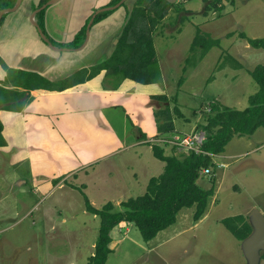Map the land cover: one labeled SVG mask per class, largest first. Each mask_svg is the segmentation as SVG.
Listing matches in <instances>:
<instances>
[{"label": "rangeland", "instance_id": "374dc122", "mask_svg": "<svg viewBox=\"0 0 264 264\" xmlns=\"http://www.w3.org/2000/svg\"><path fill=\"white\" fill-rule=\"evenodd\" d=\"M185 1H172L177 7L153 36L167 77L163 85L166 101L159 102V108L168 105L182 113V117L174 116L173 133L179 134L199 130L213 101L235 109L247 107L249 96L258 90L250 71L264 63V49L253 48L240 36L264 35V0ZM187 8L191 11L185 12ZM197 29L206 39H218L219 44L205 53L200 45L191 51ZM119 79L116 76L110 83ZM149 143L168 146L161 147L165 155L182 153L157 141ZM13 147L7 152L0 149V264H86L100 220L86 210L85 198L101 208L118 197L142 195L146 177H157L164 170V162L147 153V167L141 171L137 187H127L121 178H132L129 174L117 176L109 170L106 176L100 175L105 166L113 165L111 161L90 166L82 164L83 158L73 175L71 170L59 173L55 162L48 166L33 163L30 168L20 160L22 163L12 165L13 154L21 149L17 143ZM221 154L224 158L209 154L213 157L209 156L211 163L205 167L209 174L204 173L205 168L199 171L198 186H214L199 220H193L194 207L182 208L175 223L149 241L129 223L111 233L114 243L105 264H247L241 241L224 227L222 219L241 214L250 223L253 208L264 215V127L249 136H233ZM63 161L59 159V163ZM74 161H70L73 166ZM214 161L224 167H217ZM120 203L112 202L115 211L121 210ZM263 255L261 252L259 264H264Z\"/></svg>", "mask_w": 264, "mask_h": 264}, {"label": "crops", "instance_id": "0c3cea01", "mask_svg": "<svg viewBox=\"0 0 264 264\" xmlns=\"http://www.w3.org/2000/svg\"><path fill=\"white\" fill-rule=\"evenodd\" d=\"M110 1L57 0L44 8L40 18L37 16L38 11L34 16L35 21L42 25L41 30L59 50L50 47L31 22L32 12L40 7H37L39 0H21L19 8L4 14L0 24V58L10 68L39 74L53 83L102 62L114 50L127 12L137 0H124L107 17L93 24L87 43L81 50L76 51V47L68 44L86 21ZM172 1L177 0H169ZM190 11L187 8L185 12ZM171 15L169 11L162 21ZM162 21L157 25L155 33ZM154 47L161 74L159 80L153 83L142 84L124 78L119 79L115 86L116 83H110L115 77L105 76L106 71L101 70L88 80L72 83L62 89L58 84L50 90H25L18 87L31 100L20 111L0 110L1 134L5 140V145L0 146V149L7 152L13 148V151V145L17 143L21 149L18 148L20 153L17 149L13 154L15 160L12 165L22 163L20 160L30 164V168L33 163L41 162L48 166V162H55L59 166V173L67 170H71L70 174L74 173L83 158L82 164L86 162L90 166L98 161H111L113 165L105 166L100 175L106 176L109 170H113L117 176L129 174L132 178L122 177L121 180L127 187L136 186L141 171L147 167V153L153 155L149 142L160 137L154 117L160 101L152 96L167 95L163 86L167 77L160 66L162 56L158 53L155 40ZM5 75L0 64V84ZM2 85L14 88L11 84ZM112 129L117 130L119 135ZM193 129L195 127L189 131ZM161 147L164 150L169 148ZM216 156L224 158L221 153ZM58 158L64 161L59 163ZM73 159L76 160L75 166L70 162ZM149 177H146L147 181ZM126 198L127 195L111 202L118 204ZM126 225L129 222H121L111 231L112 235Z\"/></svg>", "mask_w": 264, "mask_h": 264}, {"label": "trees", "instance_id": "16d2710c", "mask_svg": "<svg viewBox=\"0 0 264 264\" xmlns=\"http://www.w3.org/2000/svg\"><path fill=\"white\" fill-rule=\"evenodd\" d=\"M47 1L39 0L37 7ZM119 1L111 0L106 6H112ZM15 2L16 0H0V9L10 8ZM175 6L177 7L176 4L167 0H137L132 9L127 12L126 21L120 30L111 55L102 62L90 68L80 69L69 78L56 83L36 73L10 68L0 58V64L6 72L2 84H11L14 87L9 89L0 84V110L20 111L31 100V97L29 95L25 97V91L18 90V87L25 90L36 88L50 90L58 84L62 89L72 83L77 84L88 80L101 70L106 71L105 76H120V79L129 78L142 84L158 81L161 72L153 36L157 25ZM44 10L39 11L37 15L39 18ZM112 12L113 10H107L97 13L92 25ZM3 18L4 15L0 24ZM88 21L68 46L78 47L82 43ZM40 27L43 30L42 25ZM240 36L245 38L253 48L264 49V35L258 38H249L242 33ZM218 44V39H206L197 29L190 50L193 51L196 45H200L205 53ZM250 74L257 82L258 90L249 96L247 107L235 109L217 101L211 102L210 114L206 121L199 126V129L205 132V139L201 145L202 152L188 151L181 154L165 155L160 146L152 145L153 155L164 162V170L159 176L151 177L148 180L146 190L142 195L129 197L122 201L120 203L121 210L116 211L112 202H107L101 208H95L87 197L85 198L86 210L98 216L100 220L93 252L86 264H105L112 251L111 231L121 222L133 223L140 231L143 240L149 241L159 231L174 224L176 214L182 208L194 207V221L204 215L209 198L214 194V186L202 189L197 184V178L199 171L211 163L208 154L222 153L225 145L235 135L249 136L256 129L264 127V63L256 65ZM118 81L115 86L118 85ZM152 97L160 102L166 101L165 95ZM174 116L182 117V113L178 109H171L168 105L154 111L158 135L165 136L174 132ZM1 131L2 123L0 121V146H4L5 140ZM222 223L239 241L246 238L252 230L251 225L241 214L223 218Z\"/></svg>", "mask_w": 264, "mask_h": 264}, {"label": "water", "instance_id": "95a60500", "mask_svg": "<svg viewBox=\"0 0 264 264\" xmlns=\"http://www.w3.org/2000/svg\"><path fill=\"white\" fill-rule=\"evenodd\" d=\"M56 1L57 0H48L47 2H45V4L34 10L31 14V22L33 26L37 28L40 37L53 49H59V48L53 46L52 43L48 40L44 32L39 27L38 23L35 21L34 16L38 11L44 9L47 5L52 4ZM123 1L124 0H120L119 2H117L112 6H106L104 8L98 9L95 12V14L90 18L87 24L85 30V38L82 44L74 48V50L76 51L81 50L87 43L90 33V27L92 26V22L95 15L101 11L116 9L121 5ZM20 4H21V0H16L15 4L12 7L0 9V21L4 14L16 11L19 8ZM249 217H250L249 224L251 225L252 230L250 234L241 241V249L243 251L247 264H259L261 259V252H264V215L258 209L253 208L249 213Z\"/></svg>", "mask_w": 264, "mask_h": 264}, {"label": "built area", "instance_id": "2783aa9c", "mask_svg": "<svg viewBox=\"0 0 264 264\" xmlns=\"http://www.w3.org/2000/svg\"><path fill=\"white\" fill-rule=\"evenodd\" d=\"M181 2L185 0H179ZM205 139V132L201 129L195 130L194 132L186 133V134H179V133H171L169 136H160L157 139H154L152 141H157L162 144L169 145L170 147L176 148L180 152H188V151H194L196 153L202 152L201 145ZM208 154L207 152H204ZM209 155V154H208ZM212 157V155H209ZM213 158V157H212ZM216 163L217 167H224V164H218L216 161H214V164ZM204 173L209 174L210 169L205 168Z\"/></svg>", "mask_w": 264, "mask_h": 264}]
</instances>
